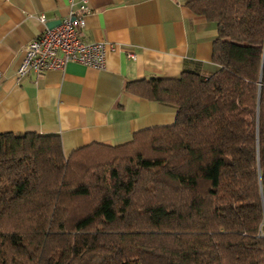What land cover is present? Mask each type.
<instances>
[{"label":"trees","instance_id":"obj_1","mask_svg":"<svg viewBox=\"0 0 264 264\" xmlns=\"http://www.w3.org/2000/svg\"><path fill=\"white\" fill-rule=\"evenodd\" d=\"M188 6L217 26V70L129 87L172 123L68 155L0 133V264H264V0Z\"/></svg>","mask_w":264,"mask_h":264},{"label":"crops","instance_id":"obj_2","mask_svg":"<svg viewBox=\"0 0 264 264\" xmlns=\"http://www.w3.org/2000/svg\"><path fill=\"white\" fill-rule=\"evenodd\" d=\"M82 1L0 0V133L57 134L65 155L93 142L123 144L139 130L172 123L176 112L133 92L132 81L183 71L208 77L217 70V26L190 9L192 0H85L78 33L88 42L113 44L104 67L69 62L19 76L25 45Z\"/></svg>","mask_w":264,"mask_h":264},{"label":"built area","instance_id":"obj_3","mask_svg":"<svg viewBox=\"0 0 264 264\" xmlns=\"http://www.w3.org/2000/svg\"><path fill=\"white\" fill-rule=\"evenodd\" d=\"M87 9L88 5L83 0L77 11H71L69 16L52 28L45 25L44 15L39 14L37 18L45 27L25 45L23 58L16 70L17 74L21 76L29 71L40 73L50 69H63L69 62H79L102 69L106 53L113 50L114 46L106 42H88L80 38L78 28L85 24L84 15Z\"/></svg>","mask_w":264,"mask_h":264},{"label":"water","instance_id":"obj_4","mask_svg":"<svg viewBox=\"0 0 264 264\" xmlns=\"http://www.w3.org/2000/svg\"><path fill=\"white\" fill-rule=\"evenodd\" d=\"M61 21L59 20L57 23L59 24ZM49 28H52V27H55V26H50V25H47Z\"/></svg>","mask_w":264,"mask_h":264}]
</instances>
